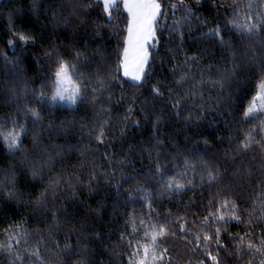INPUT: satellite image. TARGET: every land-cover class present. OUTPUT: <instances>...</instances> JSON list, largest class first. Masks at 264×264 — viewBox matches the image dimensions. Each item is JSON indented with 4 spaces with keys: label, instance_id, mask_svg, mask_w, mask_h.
Instances as JSON below:
<instances>
[{
    "label": "snow or ice",
    "instance_id": "obj_1",
    "mask_svg": "<svg viewBox=\"0 0 264 264\" xmlns=\"http://www.w3.org/2000/svg\"><path fill=\"white\" fill-rule=\"evenodd\" d=\"M120 3L127 13V35L123 39L122 50L117 52L119 62L115 73L106 76L105 66L102 64H98L96 71L91 75L78 72L81 64L91 66L92 62L85 52L74 50L72 58L75 63H73L64 58L58 50L59 45L50 44L44 55L56 66L55 70L48 73L46 79L40 83L39 89L32 90L29 102L36 106L30 107L26 104L23 109H17V112L22 111L24 114L23 123L13 116L4 117L0 122V144L3 145L5 154L11 157H15L17 153L22 154L19 168L15 164H11L8 169L0 168V172L4 174L3 180H0V192L4 193L8 201L15 199L19 203L34 205L35 212L40 217L51 221L46 237L43 230H36L40 239L32 249L28 247L32 234L23 226V222L10 225L4 230L5 242H0V253L6 255L8 264H44L40 248L46 246L48 242L59 248V244L52 240V236L54 231H58L61 227V217L67 220L69 217L75 218L79 215L78 210L68 207L69 200L57 206L58 198L71 192V199L74 202L79 190L87 189L89 193H95L103 181L106 194L110 189L115 190L117 204L122 202L125 206L129 203L134 205L136 201L141 200L145 201L144 206L148 210L141 216H137L133 210L125 220V228L130 231L126 234L122 233L119 237L120 241L135 237L141 231L143 232L141 239L146 241L141 243V239H137L133 245L132 240L128 239V246L134 248L130 253L128 264H165L166 258L170 261L171 258L167 256L168 249H161L158 246L159 242L170 233L182 237L193 235L195 249L204 246L205 255L212 264H222L220 251L234 258V264H264V229L259 233L255 231L264 224V195L257 196L253 200V207L248 211L245 219L236 199L228 198L231 185L224 184L228 168H235L231 174L234 179L243 178L251 183L252 178L255 177L258 181L256 187L264 189V121L243 132L242 139L239 133L229 137H217L221 144L225 139L229 141L228 149L222 158L227 167H222L218 159L209 157V153L215 151L210 144L211 135L201 133L203 139L193 142L194 135L186 133V130L190 131L193 128L197 131L205 128L204 121H209L206 127L210 131H216L221 123H228L232 114L223 115V108L226 105L234 109L238 105V100L231 99V89L233 83H239L240 71L258 70L264 73V53L258 58L254 47V43L264 46V40L257 39L264 33V11L253 13V5L249 3L246 5L248 14L243 19L241 12L235 6L231 19L218 14L217 21L223 20V23L216 22L215 26L209 27L207 31L197 29L201 31V35L196 39L208 41L203 53L185 55L183 61L174 63L167 69L171 75H165L163 79H156L158 72L166 63L174 59L177 53L175 49L168 48L167 54L159 55L161 47L166 46L161 45L158 31L162 33L167 29L170 34L179 33V40L183 45L186 25L187 33L193 31L194 19L197 25L207 26V21L200 20L193 7L186 4L185 0H176L169 5L168 10L173 17L171 25L167 23V13L159 0H64L59 4L58 0H32L29 9L15 11L26 12L36 17L39 22L42 13L48 8H56L52 16V24L55 28L61 24L70 26L73 19H79L81 23L86 24L91 21L93 12H96L97 20L104 19L106 23H111L112 13ZM195 3L196 6H200L201 0H195ZM100 5L102 11H97ZM213 6L217 7V5ZM66 9H71L68 17L63 15ZM177 12L183 14L177 16ZM161 16L165 17L163 24L160 22ZM92 30L96 36H103V28L100 25L93 24ZM8 31L13 37L7 41L8 48L15 52L16 45H22L15 60L9 61L7 55H4L5 64H11L16 68L20 58L27 56V48L40 46L38 41H43L45 35L43 31L37 33L34 29L17 32L11 13ZM97 52L103 59L106 50L101 52L97 49ZM217 52L222 63L202 62L204 55L215 58ZM157 56H159L158 61ZM36 59L39 60V57L37 56ZM121 71L122 77L127 78L124 82L128 83L129 87L137 89L138 93L130 98L126 97L125 88L121 84V96L114 101L112 89L116 87L115 82L121 80L119 75ZM23 96L28 99L27 90ZM125 103L128 107L124 115L122 117L114 115V112L122 108ZM46 107L64 108L73 113L78 112L81 107L85 110L91 108L93 117L90 123L85 116L80 120L75 117L71 120L65 118L59 125L52 121L45 125L43 111ZM262 112H264V79L260 80L256 94L244 108L241 122L247 124ZM134 116L139 118L133 119ZM29 120L39 126L32 129L31 150L22 147L29 133ZM9 123L12 125L11 128L6 127ZM149 123L151 135L148 139L136 140L135 135H128V129L132 128L139 129L143 135L144 128ZM77 125H79L78 133ZM170 127V131L161 132V129ZM53 129H56L58 134L60 131L70 135L79 134L86 137L89 144L95 140L96 148L91 149L89 144H84L82 141L77 144L67 142L64 145L44 144L42 142L44 131ZM117 130L118 137L115 136ZM110 133L113 134L114 139H119L121 151H124L127 145L125 155L120 156L115 151H108L109 148H116V144L107 139ZM181 133H185L183 150L177 143ZM67 139L68 137L66 141ZM130 140H134L135 143H129ZM169 142L172 146L166 148L165 145ZM188 145H191L190 149ZM101 147L104 148L103 153L100 152ZM49 148L53 151H49ZM74 151L79 154L78 164L73 165L71 169L61 166L57 170V161L62 163L69 159L70 156L66 153L70 154ZM182 152H187L188 155L184 157L181 165L175 161ZM257 152L258 155H251ZM197 153L203 155L197 156ZM170 156L171 163H169ZM2 159L3 156L0 155V160ZM97 159L100 160L99 163ZM144 160L149 162L146 168L143 165ZM197 167L203 169L199 173V186H222L209 201L208 214L203 219H193V228L198 225L200 231L193 232L187 226V221L183 220L178 223L177 233L169 223H161L158 219H154L153 204L157 199L171 198L196 188L195 180L189 179L188 173L191 171L195 177ZM17 171L30 177L31 186L27 193L30 198L27 201L23 200L25 192L17 187ZM85 171H87L86 179ZM145 178L154 183L155 189L143 182ZM37 184L42 187L32 199V188ZM125 184H129L127 189L124 188ZM154 191L156 195H153ZM257 201H259L258 207ZM104 207L102 203L100 208ZM91 211L98 212V210ZM168 215L171 216V213L169 212ZM155 216L158 217L159 213H155ZM232 222L244 224L248 230L242 234L229 235L228 244L232 245L229 248L228 244L223 242V237L228 232L225 225ZM205 229L208 231H204ZM75 231L69 229V235L74 234ZM92 238L103 242L102 234L93 233ZM186 243L193 244V241L186 240ZM211 244L216 246L215 255L208 248ZM82 250H86V244ZM73 254L74 249L71 244H65L60 252L65 258H70ZM58 264H65V261H58ZM74 264H85V261L77 260Z\"/></svg>",
    "mask_w": 264,
    "mask_h": 264
},
{
    "label": "trees",
    "instance_id": "obj_2",
    "mask_svg": "<svg viewBox=\"0 0 264 264\" xmlns=\"http://www.w3.org/2000/svg\"><path fill=\"white\" fill-rule=\"evenodd\" d=\"M64 2V0H58V4ZM159 2L164 6L167 13V23L171 25L172 14L168 10L169 5L175 3L176 0H159ZM185 3L193 7L196 16L200 20L207 21V26L197 25V21L194 19L192 21L193 31L187 33L188 26H185L186 35L184 37L183 45H181L179 40V33H169L165 29L162 33L158 31V36L161 45L166 47H161L159 55H165L168 53V48L175 49L176 55L174 59H171L169 63H166L158 72L156 79H163L165 75L170 76L171 74L167 71L172 64L183 61L185 55L192 56L203 53L204 47L208 46V41L196 39V37L201 35V31H207L209 27H214L216 22L223 23V20L217 21V15L220 14L222 17L227 19L232 18L233 7L237 8L241 12V19L248 14L247 4L252 3L253 13L258 11H264V0H201L200 6H196L195 0H185ZM32 0H0V122L4 117L13 116L20 120L21 123L24 122L23 112H17V109H23L27 104L30 107H35L36 105L30 103L31 92L33 89L38 90L40 83L46 79V75L55 70V63L44 55L46 49H48L50 44L55 43L59 45L58 49L64 56L65 59L71 60L73 63L75 61L72 58V52L74 50H80L85 52L87 58L92 62L91 66H85L81 64L78 67V72L85 73L86 75H91L96 71L98 64L105 66L104 74L107 76L109 73L116 72V65L118 64L117 52L123 48V39L127 35V13L123 10L122 3L117 6V9L112 13V22L106 23L104 19L97 20L96 12L92 13V19L86 24L81 23L79 19H73L70 26H65L61 24L59 27H53L52 16L56 8H48V10L42 13L39 22H37L36 17L26 14V12L17 13L16 9L27 10L31 7ZM213 5H217L214 7ZM47 7V5H45ZM71 9H66L63 13L65 17H68ZM97 11H102V5L99 6ZM13 14L15 29L17 32L20 30L29 31L35 30L37 33L41 31L44 32L45 39L43 41H38L40 46L38 47H28L27 56L21 57L19 60L18 67L13 68L11 64L6 65L4 61V55L6 54L9 61L15 60L19 55V48L22 45H16V51L13 52L8 48L7 41L13 37L9 34V14ZM182 12H177V16L182 15ZM161 24L165 23V17H160ZM93 24H98L103 28V36H96L93 32ZM46 25V27H45ZM75 37L76 39H73ZM191 37V39L189 38ZM258 40H264V33L261 34ZM256 49V55L259 58L260 54L264 53V46L260 43H254ZM100 49L101 52H105L103 59H101L100 53L97 52ZM156 55V53H153ZM39 57V60L36 57ZM83 59V58H82ZM159 56H157V61ZM203 63H217L221 61L219 53L215 54V58L211 55L203 56ZM247 67V66H246ZM121 76L120 81H116V87L112 89L114 96L113 100H118L121 96V84L125 88L126 97L130 98L134 94L138 93L137 89H133L128 86V83L124 81L127 78L122 77V71L119 73ZM239 75V83H233L231 89V99L233 101L238 100V105L236 108H228L226 105L223 108V115L228 116L232 114L228 123H221L216 131H210L207 129V124L209 121H204L205 128L197 131L193 128L190 131L186 130L187 134L194 135L195 140H202L204 135H211L212 139L210 144L215 150L209 153L210 158L218 159L222 167H227L223 163V156L228 149L229 141L225 139L224 143L221 144L217 140L218 136L229 137L237 135L239 133L242 139L243 132H246L249 128H252L260 121H264V112L259 113L255 118L249 120L247 124L241 122L242 113L245 107L248 106L252 97L256 94L257 85L261 79H264V73L260 71H246L242 69ZM154 82V81H153ZM242 89V90H241ZM25 90L28 91V99L23 96ZM214 95V94H213ZM227 95V93H226ZM128 104L125 103L122 108H118L114 115L122 117L127 109ZM45 117L43 123L47 125L49 121L54 122L59 125L61 121L67 118L71 120L75 117L80 120L82 117H87L90 123L93 117L91 108L85 110L83 107L80 108L78 112H70L64 108H45L43 111ZM138 116H134L133 119H138ZM211 117L209 118V120ZM115 123V122H114ZM7 128H11L12 125L9 123L6 125ZM38 125H34L31 120L28 121L29 133L26 136L22 147L29 150L32 149V129L38 128ZM174 127V126H171ZM170 128L161 129V132L170 131ZM87 131V130H85ZM79 132V125H77V133ZM128 135H135L136 140H146L151 135V124H147L144 128V134L142 135L139 129H128ZM185 133H181L177 143L181 150L185 148L184 143ZM115 136H119V131H115ZM66 137H68L66 141ZM107 139L116 144V148H109L108 151H115L118 155L123 156L126 154L127 145H125V150L121 151L119 148V139H114L113 134L110 133ZM259 139V137H257ZM83 142L84 144H89L86 137H82L79 134L70 135L60 131L59 134L56 129L51 131L45 130L42 142L44 144L51 145H64L67 143L77 144L78 142ZM236 141H233L235 143ZM129 143H135L134 140H130ZM171 142L165 145L166 148H171ZM89 147L91 149L96 148V142L93 140ZM189 149L191 145L187 146ZM201 147L203 145L201 144ZM49 151H53L49 148ZM104 148L101 147L100 152L103 153ZM0 155L3 159L0 160V168L8 169L11 164L20 167V160L22 158L21 153H17L15 157L7 156L3 145L0 144ZM69 159H66L62 163L57 161L56 169L58 170L61 166L71 169L73 165H77L79 162L78 152H72ZM175 155V152H173ZM188 155L187 152H182L181 155L176 157V163H183L184 157ZM203 155L202 153H197V156ZM251 155H258L253 153ZM251 155L248 159H251ZM206 157V158H209ZM139 159V158H138ZM99 163L100 160L97 159ZM172 162V157H169V163ZM148 161L144 160L143 165L146 168ZM247 163V160L245 161ZM139 166V164H137ZM203 171L202 168L197 167L195 169L196 175L193 177L191 171L188 173L189 179H194L197 187L190 189L180 195L173 196L171 198L165 197L162 200L157 199L153 204L155 213H159V216H155L154 219H158L161 223H169L174 231L178 233V223L187 221V226L193 232H199L200 228L197 225L193 228V219H203L209 211V201L213 198L218 188L222 185L213 186H199L200 178L199 173ZM235 168H228L227 179L224 184H230V192L228 194L229 199H236L242 209V216L246 219L247 213L253 207V200L257 196L264 195V189H258L256 187L258 181L255 177L252 178L251 183L247 182L243 178H233L232 173ZM87 177V171L84 173V178ZM4 174L0 172V180H3ZM143 182L155 189V185L151 180L145 178ZM31 186L30 177L27 174H21L17 171V187L25 192L23 200L27 201L30 197L27 194ZM42 185L37 184L35 188H32V199L38 193L39 188ZM129 184H125L124 188H128ZM114 189L108 190L107 194L105 191V185L101 181L99 190L95 193H89L87 189L79 190L75 201H72V193L67 192L57 200V206L63 204L65 200H69L68 207L78 210L79 215L75 218L69 217L67 220L61 217V227L58 231H54L52 240L59 244V248L53 246L52 242H48L46 246L40 248L42 257L44 258V264H58V261H65V264H74L77 260H84L85 264H128L130 258V253L134 248L128 246V239H131L133 245L137 239L143 237V232L141 231L135 237H128L125 241H120L119 237L122 233H127L130 229L125 228V220L128 215L135 210L137 216L145 215L147 213V208L144 206L145 201L138 200L133 205L129 203L125 206L122 202L117 204V200L114 194ZM156 195V192H153ZM104 204V208H100L101 204ZM87 205V207H83ZM113 205H117L113 207ZM259 201H257V207ZM218 206V205H217ZM91 210H98L96 213H92ZM214 210V209H213ZM171 213V216L168 213ZM183 218V219H180ZM177 221V223H171ZM23 222V226L28 229L32 234L29 240V249L36 247V242L40 239V236L36 234L37 229L44 231L45 237L47 236V229L51 223L50 219H43L35 212L34 205H29L27 203H19L17 200L8 201L4 193L0 192V242L4 241V230L10 225H16ZM213 228L215 225L212 226ZM228 232L224 234L223 242L228 244V237L231 234L243 233L248 229L244 224H237L235 222L225 225ZM69 229H75V233L69 235ZM264 229V224L257 227L255 231L259 233ZM204 231H208L205 229ZM93 233H99L103 235V242H98L96 239L92 238ZM80 237H87L88 239H81ZM186 240H192L193 244L186 243ZM146 241L141 239V243ZM65 244H71L74 249V254L70 258H65L60 255L61 250L64 248ZM86 244V250H82V247ZM159 248L168 249L167 256L170 257V261L166 258L165 264H212L211 260L207 259L205 255V248L201 246L199 249H195L194 236L188 235L187 237H182L181 235H172L171 233L163 238L159 242ZM231 248L232 245L228 244ZM212 254H216L215 244L208 246ZM220 257L222 258V264H234V258L228 257L224 251H220ZM0 264H8V258L5 254L0 253Z\"/></svg>",
    "mask_w": 264,
    "mask_h": 264
},
{
    "label": "rangeland",
    "instance_id": "obj_3",
    "mask_svg": "<svg viewBox=\"0 0 264 264\" xmlns=\"http://www.w3.org/2000/svg\"><path fill=\"white\" fill-rule=\"evenodd\" d=\"M123 6V5H122Z\"/></svg>",
    "mask_w": 264,
    "mask_h": 264
}]
</instances>
